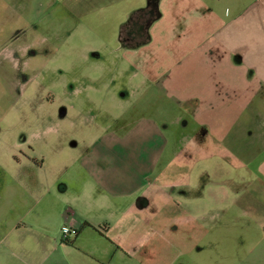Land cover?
Masks as SVG:
<instances>
[{
	"label": "rangeland",
	"instance_id": "rangeland-1",
	"mask_svg": "<svg viewBox=\"0 0 264 264\" xmlns=\"http://www.w3.org/2000/svg\"><path fill=\"white\" fill-rule=\"evenodd\" d=\"M186 1L215 8L235 2L0 0V227L49 212L41 223L48 229L28 227L4 243L25 236L41 248L51 244L52 212L67 206L111 225L108 211L125 198L123 206L155 214L135 232L145 243V260L264 264V188L249 184L259 164L233 171L209 155L215 135L198 134L191 113L201 106L185 99L186 84L211 76L201 68L208 67L203 58L189 56L198 41L187 40L207 29L201 24L208 18L199 16L200 26L190 18L187 25ZM222 12L206 14L213 20ZM170 34L180 38L170 41ZM249 140L241 144L244 152L253 147ZM186 161L194 163L193 183L161 187L165 177L185 175ZM79 165H89L97 182H88ZM159 189L174 198L160 200ZM169 210L176 211V225L163 233ZM134 231L127 227L121 236L136 240ZM4 248L0 243V253ZM138 252L126 264H138ZM49 255L56 259L61 251Z\"/></svg>",
	"mask_w": 264,
	"mask_h": 264
},
{
	"label": "crops",
	"instance_id": "crops-1",
	"mask_svg": "<svg viewBox=\"0 0 264 264\" xmlns=\"http://www.w3.org/2000/svg\"><path fill=\"white\" fill-rule=\"evenodd\" d=\"M234 1L225 8L191 5L185 2L186 9L184 8L185 13L182 16L187 25L190 18L193 21L192 25L195 26H200V23L196 22L199 16L208 18L201 24L207 29L202 28L197 35L192 34L193 36L187 40L196 38L198 45L190 49L189 56L203 58L202 65L208 67L201 68L211 73L203 83L186 84L191 92L185 94V99L186 102L197 101L199 103L197 105L201 106L191 113L199 126L198 134H202L205 129L203 137L205 135L207 137L208 134L215 135L214 140L210 139L215 143V149L209 155L219 158L233 171L245 170L252 166L254 169L255 165L259 164L256 169L259 176L253 177L249 184L253 186L259 184L261 189L264 188V0H250L245 5ZM169 5L170 3L166 4L167 8H170ZM215 9L223 12L216 14V19L211 20L213 17L207 15L206 11ZM157 16L158 13L156 18H162L161 13ZM177 38L180 36L169 35L170 41ZM147 41L148 37L145 42ZM178 49L181 51V46ZM194 68L196 70L191 73L195 75L199 69L196 66ZM256 106L261 111H258ZM222 131L224 138L220 135ZM246 139H250L248 142L251 141L253 147L244 152L241 144ZM237 140L239 141L235 143ZM235 146H240L242 151L238 152L239 148L235 149ZM245 154H249V159L242 162L240 158ZM208 159L209 157L202 161ZM36 163L27 161L26 165L43 168L42 164ZM187 164V161L183 164L185 165L183 177L176 178L177 181L165 177L164 181L160 182L161 187H171L178 183L190 186L193 183L194 163L189 166ZM79 166V170L88 177V182L94 183V180L97 182L89 165ZM158 193L164 197L158 196L160 200L174 198L172 194H167L162 189H159ZM141 197H145V193ZM124 199L115 210L108 211L112 218L111 225L104 223L103 220L91 221L78 215V212L69 206L61 211H53L51 216L57 217L53 224L56 231L50 238L51 244H46L44 248H41L39 243L32 245L25 240V236L22 239L16 238L4 242L16 232H25L24 229L27 230L28 227L32 228V232L48 229L45 223H41L49 212L38 213L35 221L29 224L14 223L9 228L1 225L0 243L5 248L0 253V264H113L114 259L117 261L116 264H126L127 260H130L129 254L133 255L135 248L139 251L136 255L138 264H158L157 260H145L141 257L145 243L139 240L142 236L135 234L138 229L147 226L146 219L154 217L155 214L146 211L145 208H136L134 205L123 206ZM168 212L171 218L166 224L168 227L162 230L163 233L170 232V229L176 225V215H171L176 211ZM66 227L72 231L67 237L69 241L73 239L72 245L63 241L65 238L62 230ZM127 227L135 230L132 234L136 240L131 239V243H128L130 242L128 238L121 236ZM90 240L96 241V246L92 245ZM139 244L140 246H136ZM49 250L61 251V256L56 255V259L51 258ZM133 259L132 257L131 260Z\"/></svg>",
	"mask_w": 264,
	"mask_h": 264
},
{
	"label": "built area",
	"instance_id": "built-area-1",
	"mask_svg": "<svg viewBox=\"0 0 264 264\" xmlns=\"http://www.w3.org/2000/svg\"><path fill=\"white\" fill-rule=\"evenodd\" d=\"M62 233H63V235H64V238L67 239V237L72 233V231H71V229H69L68 227H66V228H64V229L62 230Z\"/></svg>",
	"mask_w": 264,
	"mask_h": 264
},
{
	"label": "trees",
	"instance_id": "trees-1",
	"mask_svg": "<svg viewBox=\"0 0 264 264\" xmlns=\"http://www.w3.org/2000/svg\"><path fill=\"white\" fill-rule=\"evenodd\" d=\"M137 20V19H136ZM127 26V25H126ZM138 32V31H137ZM125 41H129L127 37H124ZM64 243L68 244V245H72L73 242L69 241L68 239L65 238Z\"/></svg>",
	"mask_w": 264,
	"mask_h": 264
}]
</instances>
